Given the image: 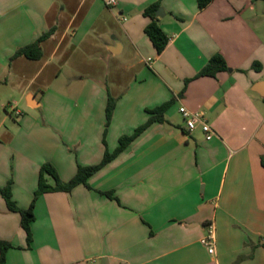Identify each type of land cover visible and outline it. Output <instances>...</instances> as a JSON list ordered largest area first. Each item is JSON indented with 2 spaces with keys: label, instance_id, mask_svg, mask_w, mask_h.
Returning <instances> with one entry per match:
<instances>
[{
  "label": "crops",
  "instance_id": "0c3cea01",
  "mask_svg": "<svg viewBox=\"0 0 264 264\" xmlns=\"http://www.w3.org/2000/svg\"><path fill=\"white\" fill-rule=\"evenodd\" d=\"M157 1L165 12L158 24L170 39L161 54L143 15ZM52 27L40 60L12 59ZM216 54L229 70L193 79ZM54 63L58 71H48L45 82L58 83L62 67L77 70L67 89L43 95L76 104L48 108L29 91L26 107L36 113L17 130L6 117L0 122V189L10 176L6 148L27 150L13 173L21 208L31 204L43 164L67 182L78 166L99 164L106 148L114 151L121 136L145 124L148 109L173 104L164 123L89 180L91 190L42 195L30 247L20 215L0 193V241L13 245L6 264H264L263 0H212L203 10L197 0H0V84L34 65L38 80ZM109 95L118 102L106 147ZM13 101L11 109L21 104ZM180 107L202 112L214 137L207 140L200 127L189 132ZM211 228L214 255L201 243Z\"/></svg>",
  "mask_w": 264,
  "mask_h": 264
},
{
  "label": "trees",
  "instance_id": "16d2710c",
  "mask_svg": "<svg viewBox=\"0 0 264 264\" xmlns=\"http://www.w3.org/2000/svg\"><path fill=\"white\" fill-rule=\"evenodd\" d=\"M197 1L200 10L205 9L212 2V0ZM253 1L255 2L258 0ZM159 8H161V2L157 1L156 3H153L149 7H147L143 15L151 19V22L145 28V34L152 42L157 53L161 54L168 46L170 39L167 37V35L164 33V31L158 24L156 12ZM55 30V27H52L48 32L44 33L41 37H39L34 43L19 49L12 59L24 57L32 61L40 60L43 56L42 43L51 38ZM253 69L256 71H260L262 69V66L260 65V63H254ZM228 70V64L226 63L223 56H221L220 54H216L210 59L208 64L201 70V72H199L193 79L201 77H216L218 73L225 72ZM193 79L187 80L186 84H188ZM117 102L118 99L114 98L112 95L108 96V102L106 107L105 133L103 140L106 147L107 144L105 136L112 122ZM172 104L173 101H169L153 109H148L147 112L149 113L150 117L145 124L138 127L133 134L121 136L118 142V147L114 151L111 152L108 148H106L104 157L99 164L93 166H78L76 175L67 182H64L60 179L58 172L51 163L43 164L39 172L37 189L34 192L32 202L28 208H21L20 206H18L17 202L13 198V182L8 181L7 185L0 189V193L6 203L8 210L12 213H17L20 215V224L22 229L26 233L28 247H30L33 242L32 223L35 221V206L38 199L42 195L58 192L71 193L76 187L80 185H84L85 187L91 190L92 188L89 185V180L98 172H100L109 164H111L123 152H125L129 148V146L135 140H137V138H139L150 126L155 123H164L165 114L168 109L172 106ZM262 164L264 166V159L262 160ZM98 193L108 197L109 199L119 201L118 198L115 196L114 192L98 191ZM12 248L13 245L11 243L0 241V264H6L7 252Z\"/></svg>",
  "mask_w": 264,
  "mask_h": 264
},
{
  "label": "rangeland",
  "instance_id": "374dc122",
  "mask_svg": "<svg viewBox=\"0 0 264 264\" xmlns=\"http://www.w3.org/2000/svg\"><path fill=\"white\" fill-rule=\"evenodd\" d=\"M56 63L50 65L45 73L40 77L38 80H35V76L37 73V66L31 67L21 78L15 77L12 75L10 77L5 76L6 80L8 79V83L0 84V122L2 119L6 117L7 123L6 126L9 127L11 130H17L18 127L21 125V121L23 119H27L28 115H33L36 112H33L29 108L26 107L27 99L26 94L27 92H34L37 94L39 99L44 100V106L48 108H67L73 107L76 104V99L71 102L69 99L60 97L57 95H43L44 93L50 94L52 90L60 89H67L68 88V79L71 75L75 73L77 69L73 67H62V74L60 76L59 82L51 83L45 82L46 80V73L48 71H58L55 67ZM81 70L85 72H90V74L96 76V78L105 81L107 84L109 83V78L105 77L99 72L98 68L90 67V68H81ZM4 77V76H3ZM49 79V78H48ZM43 81L45 83H43ZM13 98H21V104L14 109H11L10 103L14 102ZM4 107H7L5 110ZM4 131L3 127L0 133ZM8 146V145H6ZM7 153L5 155V169L6 172L10 174L8 177V181H12L14 184V169L19 166L20 163L23 162V156L25 155L26 151L20 149L18 146L12 145L11 148H6ZM3 165H0V171H2Z\"/></svg>",
  "mask_w": 264,
  "mask_h": 264
},
{
  "label": "built area",
  "instance_id": "2783aa9c",
  "mask_svg": "<svg viewBox=\"0 0 264 264\" xmlns=\"http://www.w3.org/2000/svg\"><path fill=\"white\" fill-rule=\"evenodd\" d=\"M116 4V1H110L108 3L109 6H114ZM179 112L183 116L186 128L189 132H193L198 127H200L203 133L205 134L207 140H211L214 137L215 132L211 125L208 123V121L205 119V116L202 112H192L186 107H180ZM201 243L208 249V252L210 254L214 255L216 237L212 228L208 232L207 236H205L201 240Z\"/></svg>",
  "mask_w": 264,
  "mask_h": 264
},
{
  "label": "water",
  "instance_id": "95a60500",
  "mask_svg": "<svg viewBox=\"0 0 264 264\" xmlns=\"http://www.w3.org/2000/svg\"><path fill=\"white\" fill-rule=\"evenodd\" d=\"M164 15H165L164 9L159 8L156 12V18L158 19V18L164 17Z\"/></svg>",
  "mask_w": 264,
  "mask_h": 264
}]
</instances>
